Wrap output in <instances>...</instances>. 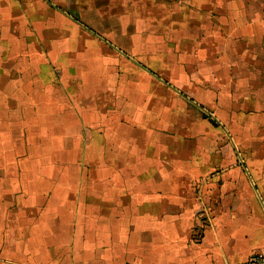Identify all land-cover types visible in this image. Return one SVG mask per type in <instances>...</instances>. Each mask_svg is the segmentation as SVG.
Instances as JSON below:
<instances>
[{"label":"crops","instance_id":"1","mask_svg":"<svg viewBox=\"0 0 264 264\" xmlns=\"http://www.w3.org/2000/svg\"><path fill=\"white\" fill-rule=\"evenodd\" d=\"M58 1L70 10L0 0V264H243L263 250L264 0ZM41 38L73 53L60 48L62 83ZM71 95L79 154L104 167H39L36 126L65 101L68 129Z\"/></svg>","mask_w":264,"mask_h":264},{"label":"rangeland","instance_id":"2","mask_svg":"<svg viewBox=\"0 0 264 264\" xmlns=\"http://www.w3.org/2000/svg\"><path fill=\"white\" fill-rule=\"evenodd\" d=\"M53 1H55V3H57L59 6L70 10V8H68V4H66L64 2H60L58 0H53ZM72 13L75 14L74 12H72ZM32 21H33V18H32ZM85 22H87V21H85ZM40 40H41L40 42H41L42 52L45 54L46 60L48 61V63H47L48 67L45 63L42 64V65H44V69L51 71L52 74L55 75V77H57L59 83H62L64 78H65L64 77V71L66 69L65 63H67L68 59L62 55L63 52H60V48L62 50H64L65 55L73 56V53L71 52V54L69 55L68 52L66 51V49H67L66 44H65L66 41L61 42L58 45L60 48H57V47H52L49 42L46 43L45 41H43L42 38ZM73 51L75 53H78V51L76 49H73ZM125 51H127V50H125ZM129 55H132L131 52H129ZM133 58L136 60L140 59L139 56H135ZM51 65H53V68L51 67ZM103 66H105V65H103ZM123 66H125V65H123ZM108 69L110 70L111 67L108 66ZM121 70L126 71L125 68H122ZM70 101H71V105L73 108V114L71 113L72 112L71 110L67 111L70 113L69 121L72 122L71 125L68 126V129H65L64 126H61L60 123H58L62 119L64 106L67 107L65 101L63 102V106L59 107L57 110H51V108L49 106L46 107L45 108L46 109L45 119L42 120L43 124H39L36 126L38 129L34 133L33 137L41 140V142L43 144V146H41V149L44 150V153L40 154L39 156H41L40 157L41 160H43V159L46 160V162H44V163H43V161L41 162L39 160V165H40L39 167H43V168L49 167V168L54 169V170H56V169L62 170L64 168V169H69L72 172H74L78 169H89V170L98 169L100 163H102L101 165L104 167L105 166L104 165L105 164V158L101 154H96V160H92V161H95V163L93 165H92V161L90 160L89 156H83V154L82 155L79 154L80 149L83 147L82 135L85 132V130L82 129L80 124H78V123H81L80 122V120H81L80 116H82V111L79 108L80 102L76 98H73L72 95H71L69 102ZM61 108H62V110H61ZM102 109L104 110L103 107H102ZM47 110H48V112H47ZM99 110H100V108H99ZM74 114L76 115L77 118H75ZM73 118L75 119V121H73ZM45 120H47L51 124H49V123H48L49 125L45 124V122H46ZM138 131H141V130L138 129ZM97 132H98L97 129H92V133H97ZM70 133L76 134V135L71 136V137L74 138V141H77V143L73 146L64 147V143L67 140L66 138L68 137V135ZM54 139H56L57 142H55ZM94 140L97 141V143H98L97 136ZM52 141H54V144H52L51 146L48 145L49 147L45 146L47 144V142H52ZM91 146H93V145L91 144ZM98 147H99V144H98ZM68 148H69V153L71 154V156L74 159L69 160L67 163L64 160V156H65L64 154H65V150ZM78 156L83 159L81 164L76 160L78 158ZM100 158L102 159L101 162H100ZM126 165L127 164H123L120 166V168H126ZM96 166H97V168H96ZM141 176H144V175H141Z\"/></svg>","mask_w":264,"mask_h":264},{"label":"built area","instance_id":"3","mask_svg":"<svg viewBox=\"0 0 264 264\" xmlns=\"http://www.w3.org/2000/svg\"><path fill=\"white\" fill-rule=\"evenodd\" d=\"M243 264H264V249L247 257Z\"/></svg>","mask_w":264,"mask_h":264},{"label":"water","instance_id":"4","mask_svg":"<svg viewBox=\"0 0 264 264\" xmlns=\"http://www.w3.org/2000/svg\"><path fill=\"white\" fill-rule=\"evenodd\" d=\"M211 115V114H210Z\"/></svg>","mask_w":264,"mask_h":264}]
</instances>
